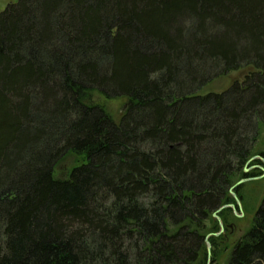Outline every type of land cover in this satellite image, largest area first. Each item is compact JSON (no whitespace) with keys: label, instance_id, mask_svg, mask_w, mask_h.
I'll use <instances>...</instances> for the list:
<instances>
[{"label":"trees","instance_id":"1","mask_svg":"<svg viewBox=\"0 0 264 264\" xmlns=\"http://www.w3.org/2000/svg\"><path fill=\"white\" fill-rule=\"evenodd\" d=\"M11 1L0 264H217L210 222L264 132V0ZM93 93L127 100L119 122ZM68 155L85 161L57 179ZM225 264H264V198Z\"/></svg>","mask_w":264,"mask_h":264},{"label":"rangeland","instance_id":"2","mask_svg":"<svg viewBox=\"0 0 264 264\" xmlns=\"http://www.w3.org/2000/svg\"><path fill=\"white\" fill-rule=\"evenodd\" d=\"M11 0H0V12L3 11L6 5ZM12 2V1H11ZM6 3V4H5ZM251 71V68H243L237 72L230 73L226 76L219 77L212 81L202 93L208 92H223L227 90L234 82L242 81L246 74ZM87 101L100 105L106 109V111L113 117L116 122H119L123 116L124 106L127 102L124 98L107 99L100 94L93 93L87 97ZM264 152V132L260 137L259 142L255 147V157L259 153ZM258 159V158H257ZM84 158L75 155H68L65 157L55 169V177L57 179H67L73 170V168L84 163ZM256 161V160H253ZM251 162L252 166H256V162ZM258 165V164H257ZM257 168V167H256ZM247 173L255 174L249 178H238L233 185V193H231L232 202L227 207L230 212H227L226 216H220L218 213L212 217L210 230L208 232V244L207 251L209 260L213 259V252H216L217 264H225L229 257V253L236 242L245 234L252 224L253 217L259 208L264 198V172L258 171V169L249 170ZM248 179V180H247ZM250 179V180H249ZM225 208L224 210H227ZM216 223V225H215ZM216 234H218L216 236ZM220 238L217 241V248H212L210 238ZM210 246V255L208 250ZM210 264V263H209Z\"/></svg>","mask_w":264,"mask_h":264},{"label":"water","instance_id":"3","mask_svg":"<svg viewBox=\"0 0 264 264\" xmlns=\"http://www.w3.org/2000/svg\"><path fill=\"white\" fill-rule=\"evenodd\" d=\"M257 158H258V159H261V160L263 161V163H264V159H262V158H260V157H254L251 161H253V160L257 159ZM251 161H250V162H251ZM250 162H249V163H250ZM249 163H248V165H249ZM260 168L264 171V167H260ZM245 171L248 172V169L246 168ZM247 180H248V179H247ZM249 180H250V179H249ZM233 188H234V187H233ZM233 188L231 189V193L236 197V194L233 193ZM227 207H231V206H229V205L224 206V207H222V208L219 210V212H221V210H223V209H225V208H227ZM219 212H218V213H219ZM218 213H216L215 216H216ZM217 235H218V234H216V236H217ZM208 238H209V237H207V240H206L207 244H208ZM208 250H209V255H210V246H209V245H208Z\"/></svg>","mask_w":264,"mask_h":264},{"label":"flooded vegetation","instance_id":"4","mask_svg":"<svg viewBox=\"0 0 264 264\" xmlns=\"http://www.w3.org/2000/svg\"><path fill=\"white\" fill-rule=\"evenodd\" d=\"M256 167H257V169H259L260 171H263V170L260 168L259 165H257ZM251 168H252V167H251Z\"/></svg>","mask_w":264,"mask_h":264}]
</instances>
